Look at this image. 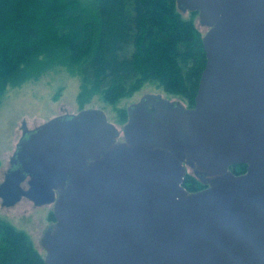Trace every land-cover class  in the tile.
Returning a JSON list of instances; mask_svg holds the SVG:
<instances>
[{
  "label": "water",
  "instance_id": "1",
  "mask_svg": "<svg viewBox=\"0 0 264 264\" xmlns=\"http://www.w3.org/2000/svg\"><path fill=\"white\" fill-rule=\"evenodd\" d=\"M176 1L208 29L193 109L146 94L120 141L98 109L23 123L0 199L54 206L45 264H264V0Z\"/></svg>",
  "mask_w": 264,
  "mask_h": 264
},
{
  "label": "trees",
  "instance_id": "2",
  "mask_svg": "<svg viewBox=\"0 0 264 264\" xmlns=\"http://www.w3.org/2000/svg\"><path fill=\"white\" fill-rule=\"evenodd\" d=\"M83 2L0 0V102L9 88L61 64L84 77L82 106L100 93L115 106L146 84L195 105L207 63L198 13L184 20L176 0ZM120 117L126 123L127 111ZM246 170L231 168L235 175ZM183 186L202 184L187 175ZM44 257L27 232L0 218V264H45Z\"/></svg>",
  "mask_w": 264,
  "mask_h": 264
},
{
  "label": "rangeland",
  "instance_id": "3",
  "mask_svg": "<svg viewBox=\"0 0 264 264\" xmlns=\"http://www.w3.org/2000/svg\"><path fill=\"white\" fill-rule=\"evenodd\" d=\"M89 1L91 0H82L86 6ZM180 13L184 20H189L193 12ZM194 24L204 36L208 29L200 24L198 16L195 17ZM83 78L72 68L56 64L37 80L7 90L0 102V184L4 182L5 174L10 167V159L22 137L23 123H26L28 129L34 130L61 115L78 114L85 109H98L104 111L108 121L119 128L124 140L123 128L128 121L122 123L120 113L127 111L132 104L138 103L144 95H162L168 100H180L190 105L184 98L167 94L157 86L146 84L133 97L123 99L115 106L105 103L101 93L82 106L79 96L82 92ZM190 176L197 179L193 174ZM53 210V205L37 207L27 199L7 208L2 205L0 199V218L18 230L27 232L35 249L42 256L46 255L42 239L52 226Z\"/></svg>",
  "mask_w": 264,
  "mask_h": 264
},
{
  "label": "flooded vegetation",
  "instance_id": "4",
  "mask_svg": "<svg viewBox=\"0 0 264 264\" xmlns=\"http://www.w3.org/2000/svg\"><path fill=\"white\" fill-rule=\"evenodd\" d=\"M145 96V95H144ZM143 96V97H144ZM142 97V98H143ZM142 98L140 99V101L142 100ZM164 98V97H163ZM164 99H166V98H164ZM168 100V99H167ZM139 101V102H140ZM171 103H180L181 105H182V107L184 108V110H189V109H193L194 107H195V105L194 106H190V105H187V104H185V103H183L182 101H180V100H169ZM138 102V103H139ZM135 104V103H134ZM150 110H152V108H150ZM113 124V123H112ZM115 125V124H114ZM116 126V125H115ZM118 128V127H117ZM119 129V128H118ZM120 131V130H119ZM22 135H23V133H22ZM22 138V137H21ZM120 140H122V136H121V132H120V137H119V139H118V141H120ZM16 153V152H15ZM14 153V154H15ZM13 157H14V155H13ZM13 157H11V159L13 158ZM11 159H10V167H9V169H8V171H7V173L5 174V177H6V175L8 174V172L11 170V169H13V167H12V165H11ZM191 174H193V175H195L194 174V169H192V168H190V167H187V175H191ZM187 177V176H186ZM4 181H5V178H4ZM202 184V183H201ZM23 187L25 188V189H27L28 188V186H27V183H25V184H23ZM208 186H206V185H203L202 184V187H198L197 189H195V190H193V191H190V190H188L189 192H198V191H202V190H204V189H206ZM187 189V188H186ZM24 199H26V198H24ZM28 200V199H27ZM30 201V200H29ZM32 202V201H31ZM34 204V203H33ZM35 205V204H34ZM36 206V205H35ZM56 223V220L54 221V222H52V226L54 225ZM51 227V226H50Z\"/></svg>",
  "mask_w": 264,
  "mask_h": 264
}]
</instances>
